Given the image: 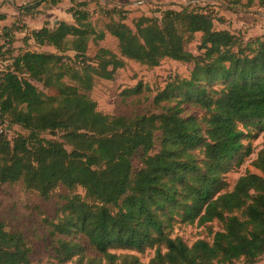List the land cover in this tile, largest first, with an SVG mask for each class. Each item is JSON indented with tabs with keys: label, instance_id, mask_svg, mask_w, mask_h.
Masks as SVG:
<instances>
[{
	"label": "trees",
	"instance_id": "trees-1",
	"mask_svg": "<svg viewBox=\"0 0 264 264\" xmlns=\"http://www.w3.org/2000/svg\"><path fill=\"white\" fill-rule=\"evenodd\" d=\"M69 14L73 24L58 21L27 37L55 53L24 51L0 71V124L28 132L13 139L0 134V184L21 183L44 200L59 187L69 193L57 221H44L56 263L143 264L112 251L151 249L147 264H256L264 256V150L250 163L261 175L246 172L231 190L226 175L253 153L243 143L252 135L242 128L264 126V39L245 43L216 29L209 13L182 8L160 19L141 17L134 30L111 20L105 31L116 39L119 57L100 48L90 60L95 30L88 14ZM196 34L193 55L188 46ZM164 59L192 69L154 95L160 112L124 117L96 110L87 95L94 79L113 80L124 60L157 67ZM32 82L57 95H44ZM141 93L140 84L122 91ZM213 222L221 230L211 242L188 245L172 237L175 224ZM87 249L100 258L87 259ZM29 255L21 233L0 223V264H30Z\"/></svg>",
	"mask_w": 264,
	"mask_h": 264
},
{
	"label": "rangeland",
	"instance_id": "rangeland-1",
	"mask_svg": "<svg viewBox=\"0 0 264 264\" xmlns=\"http://www.w3.org/2000/svg\"><path fill=\"white\" fill-rule=\"evenodd\" d=\"M5 0H0V3ZM15 5L3 7L5 20L0 21V71L9 67L12 57L24 51L56 52L53 48L38 47L31 39L30 32L47 26L52 28L56 21H67L73 24V19L68 14L69 9L85 11L91 22L95 34L91 37L87 47V58L93 60L98 49L105 48L119 57L117 41L105 31V25L111 20H122L134 30V25L141 17L160 19L164 11H179L182 8L209 13L214 19L215 28L229 30L241 37L243 42L257 38L264 39V0H60L52 6L50 1L42 0H15ZM83 5V6H82ZM64 21V22H65ZM104 38L97 40L98 35ZM201 34H196L189 44L188 50L197 55V46ZM69 57L71 53H67ZM125 65L118 69L113 80L94 79L92 89L87 93L89 98L96 103V110L104 115L134 117L160 112L152 99L174 77L186 79L192 69L191 64L180 63L164 59L157 67H147L135 61L124 60ZM64 82L75 85L68 81ZM33 85L47 96H56L57 92L45 89L41 84L32 82ZM137 84L141 85L142 93L137 96L124 97L122 91L132 89ZM188 108V107H187ZM189 112H195L188 108ZM6 129L7 137L13 139L18 135L26 136L27 131L19 126L0 124ZM244 133L249 132L252 137L243 141L249 145L253 153L243 159L240 166L233 167L226 175L228 190H231L237 179L246 172L261 175L250 163L260 150H264V126L242 128ZM61 134L51 136L42 135L46 139H57ZM67 150L69 148L67 147ZM158 150V142L156 145ZM134 170L140 167L137 158L133 161ZM78 193H82L80 189ZM69 193L63 187L57 188L54 193L44 200L34 192L27 190L21 183L0 184V223L8 232L21 233L30 249V264H57L54 260V244L48 234L49 227L45 220L57 221L59 208L64 205ZM221 230L217 222L207 226L175 224L172 237L180 238L188 245L197 240L211 242L213 234ZM116 255H133L141 263L147 264L154 255V250L147 249L142 253L135 251H112ZM86 258L98 260L99 254L92 249L86 250ZM64 264H76L75 260ZM101 264H106L102 261ZM234 264H243L235 262ZM264 264V256L256 263Z\"/></svg>",
	"mask_w": 264,
	"mask_h": 264
},
{
	"label": "crops",
	"instance_id": "crops-1",
	"mask_svg": "<svg viewBox=\"0 0 264 264\" xmlns=\"http://www.w3.org/2000/svg\"><path fill=\"white\" fill-rule=\"evenodd\" d=\"M3 3H0V21H4L5 20V14L3 13L4 12V10H3V7L5 6V5H15L14 3H15V0H5V2L4 1H2ZM69 14V13H68ZM70 15V14H69ZM71 16V15H70ZM71 20H72V17H71ZM63 21H65V20H63ZM56 22H58V21H56ZM65 22H67V21H65ZM68 23V22H67ZM33 31H37V30H33ZM34 43V42H33Z\"/></svg>",
	"mask_w": 264,
	"mask_h": 264
},
{
	"label": "built area",
	"instance_id": "built-area-1",
	"mask_svg": "<svg viewBox=\"0 0 264 264\" xmlns=\"http://www.w3.org/2000/svg\"><path fill=\"white\" fill-rule=\"evenodd\" d=\"M6 133H7L6 129L1 127L0 128V134H5L6 135Z\"/></svg>",
	"mask_w": 264,
	"mask_h": 264
}]
</instances>
